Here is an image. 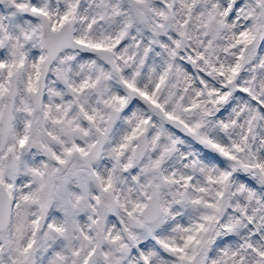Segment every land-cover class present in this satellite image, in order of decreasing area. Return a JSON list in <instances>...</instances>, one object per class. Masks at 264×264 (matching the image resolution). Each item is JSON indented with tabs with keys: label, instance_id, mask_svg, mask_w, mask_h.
<instances>
[{
	"label": "snow or ice",
	"instance_id": "snow-or-ice-1",
	"mask_svg": "<svg viewBox=\"0 0 264 264\" xmlns=\"http://www.w3.org/2000/svg\"><path fill=\"white\" fill-rule=\"evenodd\" d=\"M0 264H264V0H0Z\"/></svg>",
	"mask_w": 264,
	"mask_h": 264
}]
</instances>
